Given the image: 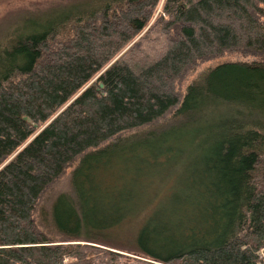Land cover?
<instances>
[{
    "label": "trees",
    "instance_id": "1",
    "mask_svg": "<svg viewBox=\"0 0 264 264\" xmlns=\"http://www.w3.org/2000/svg\"><path fill=\"white\" fill-rule=\"evenodd\" d=\"M263 249L264 0H66L0 31V264Z\"/></svg>",
    "mask_w": 264,
    "mask_h": 264
},
{
    "label": "rangeland",
    "instance_id": "2",
    "mask_svg": "<svg viewBox=\"0 0 264 264\" xmlns=\"http://www.w3.org/2000/svg\"><path fill=\"white\" fill-rule=\"evenodd\" d=\"M66 0H0V31L7 29L20 18L33 15V11H45ZM164 2V1H163ZM163 2L160 8L163 6ZM238 59L235 55H225L218 58H213L208 61H201L195 67L188 69L183 76L175 81L174 88L177 93L183 95L187 86L199 77V73L204 72L207 68L215 66L224 61H234ZM126 234H130L128 229ZM119 252L120 258H110L108 261H101L98 264H157L137 255L127 252Z\"/></svg>",
    "mask_w": 264,
    "mask_h": 264
},
{
    "label": "built area",
    "instance_id": "3",
    "mask_svg": "<svg viewBox=\"0 0 264 264\" xmlns=\"http://www.w3.org/2000/svg\"><path fill=\"white\" fill-rule=\"evenodd\" d=\"M261 259L264 260V249L261 251Z\"/></svg>",
    "mask_w": 264,
    "mask_h": 264
}]
</instances>
